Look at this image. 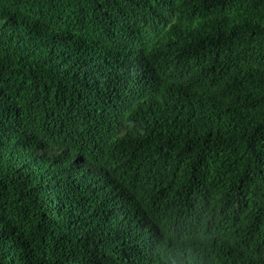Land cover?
<instances>
[{"label": "trees", "instance_id": "obj_1", "mask_svg": "<svg viewBox=\"0 0 264 264\" xmlns=\"http://www.w3.org/2000/svg\"><path fill=\"white\" fill-rule=\"evenodd\" d=\"M0 264H264V0H0Z\"/></svg>", "mask_w": 264, "mask_h": 264}]
</instances>
